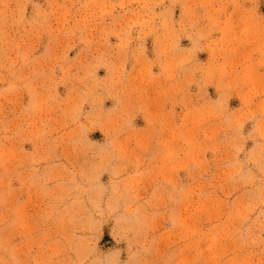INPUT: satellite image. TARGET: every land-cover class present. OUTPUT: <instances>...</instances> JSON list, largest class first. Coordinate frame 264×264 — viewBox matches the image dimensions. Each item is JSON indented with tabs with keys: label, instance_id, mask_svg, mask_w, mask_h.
I'll return each mask as SVG.
<instances>
[{
	"label": "rangeland",
	"instance_id": "rangeland-1",
	"mask_svg": "<svg viewBox=\"0 0 264 264\" xmlns=\"http://www.w3.org/2000/svg\"><path fill=\"white\" fill-rule=\"evenodd\" d=\"M257 23L264 0H0V264H264V98L219 82Z\"/></svg>",
	"mask_w": 264,
	"mask_h": 264
},
{
	"label": "crops",
	"instance_id": "crops-1",
	"mask_svg": "<svg viewBox=\"0 0 264 264\" xmlns=\"http://www.w3.org/2000/svg\"><path fill=\"white\" fill-rule=\"evenodd\" d=\"M261 23V22H258ZM256 26H251L250 30L240 29L235 31L234 33H230L229 31L225 32L223 36L228 40V46L220 48V54L222 55H234L235 62L232 65L226 64L224 66V74L221 70L219 75V82L223 86H234L235 87V96L234 98H244L243 92L244 87L249 86L245 78L251 77L256 78L258 83L254 85L257 88L258 92L255 94H251L250 96H246L245 98H264V66H259L257 64L245 65L242 63V55L250 52L252 56H256L255 58L258 60H262L264 63V29L260 24ZM243 27V26H242ZM222 35V33H221ZM222 37V36H221ZM244 40V42H243ZM248 40V41H247ZM262 50H259V49ZM260 56H263L260 58ZM253 60V59H252ZM233 72L234 76L231 77ZM248 72L251 74L249 76ZM225 103L227 100L224 101ZM229 102V101H228ZM237 102V100H236ZM259 103V100L254 101ZM242 103V102H241ZM192 129H189V132Z\"/></svg>",
	"mask_w": 264,
	"mask_h": 264
}]
</instances>
